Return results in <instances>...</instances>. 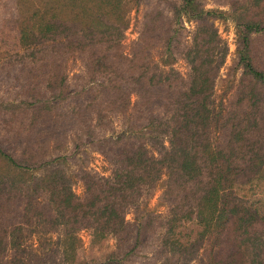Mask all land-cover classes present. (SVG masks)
Here are the masks:
<instances>
[{
  "label": "trees",
  "instance_id": "obj_1",
  "mask_svg": "<svg viewBox=\"0 0 264 264\" xmlns=\"http://www.w3.org/2000/svg\"><path fill=\"white\" fill-rule=\"evenodd\" d=\"M120 1L111 0V4L114 6ZM175 1L176 19L184 15L197 22L191 46L184 53L190 74L183 84L172 70L157 72L154 66H148L145 54L148 38L141 36L129 54L124 55L117 38L119 30L113 25L92 20L87 30L89 35L79 31L83 34L81 41L77 38L78 41H68L65 33L69 30L52 22L39 20L18 28L16 45L34 46L43 39L63 41L60 48L50 47L45 52L48 64L43 67L48 71L42 74L36 71L40 68L35 66L37 57L34 56L39 49L33 48L32 68L18 69V75L23 77L14 76L18 83H24L21 91L26 100L22 103L29 112L26 129L30 133L64 101V94L55 84L62 82L63 76L54 71L62 51L73 54L86 43L91 50L84 64L85 75L92 81L78 91L93 92L72 107L74 116L81 120L83 114L93 112L95 120H100L101 108L109 105L123 112L131 94L135 96L134 107L140 115L145 110L144 124L139 129L146 141L118 150L108 177L84 175L82 194L78 197L61 181L56 165L43 160L31 148L34 136L21 140L20 129L15 131V136L11 135L19 139L21 146L16 157L0 148V211L11 202L12 191L21 192L24 204L16 230L26 227L43 236L57 234L59 227H63L56 241L65 245L62 250L65 260L56 264H65L76 251L75 234L79 230L89 231L92 245L108 238L121 242L132 237L136 246L146 244L156 228L160 230L159 244L169 254L192 253L198 243H208L211 264H256L259 252L254 251L261 248V242L254 224L264 213L261 210L260 214L255 207L259 203L257 197L264 195V138L255 140L250 130L258 125V113L253 108L259 99L253 84L264 83V65H254L252 52L256 48L264 54V0H249V6L243 11L244 21H238L244 29L239 52L243 77L233 94L235 100L222 108L213 107L211 102L213 68L210 62L216 36L204 21L212 12L204 11L200 0ZM34 18L31 15L29 19ZM77 33L75 28L70 35ZM250 34L255 37L251 38ZM109 50L113 51L111 55ZM122 81L131 85L125 88ZM39 83L42 89L38 93L35 87ZM40 95H44V100ZM155 101L162 106L164 119L148 109ZM241 104L245 105V111H233V107ZM13 120L14 115L10 113L4 121ZM37 131L38 128L34 132ZM33 168L41 174L25 179V171ZM161 176L165 178L161 184L167 202L166 214L159 217L145 213L131 227L124 221L126 211L134 208L142 193L160 181ZM242 246L252 251L250 260L248 256L239 259L243 255Z\"/></svg>",
  "mask_w": 264,
  "mask_h": 264
},
{
  "label": "rangeland",
  "instance_id": "obj_2",
  "mask_svg": "<svg viewBox=\"0 0 264 264\" xmlns=\"http://www.w3.org/2000/svg\"><path fill=\"white\" fill-rule=\"evenodd\" d=\"M248 1L200 0L202 9L212 12L204 24L216 36V46L211 52L210 62L213 68L210 81L213 107L220 105L222 108L230 101H234L233 94L243 77L239 52L244 29L241 23L238 25V21H244L243 11L249 6ZM176 4L175 0H121L114 6L111 0H0V148L13 153L16 157L21 146L19 139H14L15 137L11 135L15 136V131L20 129L21 140L26 136H34L31 148L36 149L43 160L52 161V165H56L61 181L68 185L72 194L77 197L82 194L84 175L108 177L116 163L114 161L118 150L130 144L146 141L144 132L139 129L144 124L142 118L145 110L140 115L138 108L134 107L135 96L131 94L123 112L113 110V106L109 105L108 108H101L103 118L100 120H95L93 112L83 114L81 120L74 116L72 107L84 101V98L93 92H82L81 89L78 91L92 81L85 75L84 64L88 61L91 50L87 48L86 43L78 47L73 54L67 52L63 54L62 51L54 71L57 70L63 76L62 82L55 84L64 94V101H60L59 106L51 110L50 117H44L42 125L36 126L34 131L38 128L37 132L30 133L26 129L29 112L24 109L22 103L26 100L21 91L24 83H18L14 76L23 77L18 75L20 73L18 69L22 71L25 68H32L30 54L33 48L39 49V53L34 56L37 57L36 63L33 62L40 68L36 71L41 74L48 71L47 67H43L48 64V54L45 52L50 47L55 50L60 48L59 44L63 41H60V38L48 41L43 39L34 46L16 45L18 28L39 20L52 22L69 30L65 33L68 41L77 39L81 41L83 37L81 32L89 35L87 30L92 20L105 26L113 25L117 31L119 30L120 36L117 38L124 55L129 54L141 36L148 38L145 45L148 66H154L157 72L166 73L172 70L183 84L187 83L190 74L184 53L191 46L197 22L188 20L184 15L176 19L173 15ZM82 14L84 15L80 16ZM31 15L36 18L30 20ZM74 15L80 17L73 19ZM75 28L78 33L70 35ZM250 37L254 38L255 34H250ZM55 41L58 44H54ZM108 49H111V46ZM109 51L108 54L111 55L113 51ZM252 58L253 62H256L255 66L264 65V54L256 51V48L252 52ZM99 82L101 79H98ZM123 84L125 88L131 85L126 82ZM41 85L39 83L35 87L38 93L42 89ZM253 88L259 99L257 106L253 108L258 113L256 118L258 125L250 130V134L256 140L264 138V83L255 81ZM40 97L44 100V95ZM154 103L148 109L154 116L164 119L166 114L162 106L157 101ZM245 110L243 104L233 107V111L236 112ZM10 113H13L14 120L7 123L4 120ZM163 146L166 147V143H163ZM40 174V170L33 168L32 171H25V179ZM164 180L165 178L161 176L160 181L142 193L135 207L126 211L124 221L131 227L135 220L143 217L145 213L159 217L166 214L167 202L163 195L164 186L161 184ZM39 196L42 194L39 193ZM10 197L11 202L0 211V264H51V262L56 264L64 261L62 250L65 249V245L56 241L57 236L62 234L63 227H59L57 234L48 233L43 236L26 227L16 230L24 198L23 194L17 191H12ZM257 199L259 203H256L255 207L261 214V210H264V195L258 196ZM259 217L261 220H256L254 229L259 236L261 248L254 253L259 252L256 264H264V213ZM159 231L156 228L146 244L135 246L132 237L121 242L108 238L102 243L92 245L89 231L79 230L75 234L76 251L71 258L66 259L65 264H211L207 255L208 243H198L199 246L194 248L195 252L193 249L192 253L169 254L159 244ZM10 242H13L12 247ZM241 253L243 255L239 256L240 260L246 258L245 256L250 260L249 255L252 251H246L242 246ZM108 257L111 259L108 260Z\"/></svg>",
  "mask_w": 264,
  "mask_h": 264
}]
</instances>
